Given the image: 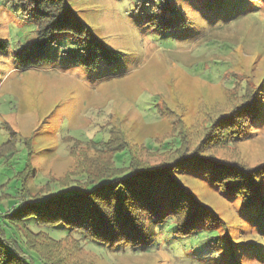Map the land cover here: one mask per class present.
Listing matches in <instances>:
<instances>
[{"label": "rangeland", "instance_id": "374dc122", "mask_svg": "<svg viewBox=\"0 0 264 264\" xmlns=\"http://www.w3.org/2000/svg\"><path fill=\"white\" fill-rule=\"evenodd\" d=\"M68 1L91 33L117 52L107 64L99 54L95 65L76 39L66 38L49 49L48 60L38 69L20 71L15 54L36 40L34 16L25 13L18 0H0V146L10 139V130L32 138L34 145V171L24 197L15 177L26 155L23 145L10 165L0 161V226L12 248L13 237L24 251L21 257L34 264L44 262L26 248L13 226L3 223L4 210L10 213V207H19L23 200L72 194L77 180H84L67 177L74 169L80 174L128 166L127 155L116 157L98 144L108 139L110 129L115 130L117 145L131 151L136 161L153 166L170 161L182 143L195 144L218 114L232 110L245 89L264 77L260 6L253 7L252 15L224 23L183 5L186 29L162 31L138 21L137 0ZM216 155L242 158L251 167L264 162V127L253 139L218 149ZM176 176L199 203L225 221L221 235H243L247 222L240 200L227 198L191 170ZM26 223L54 240L69 233L65 226H41L35 219ZM209 229L204 226L192 237L179 238L168 219L156 226L147 245L114 249L74 232V240L67 242L68 264L75 258L76 264L79 259L83 264H225L226 252L219 250L224 239L216 244ZM241 264L264 261L245 256Z\"/></svg>", "mask_w": 264, "mask_h": 264}, {"label": "trees", "instance_id": "16d2710c", "mask_svg": "<svg viewBox=\"0 0 264 264\" xmlns=\"http://www.w3.org/2000/svg\"><path fill=\"white\" fill-rule=\"evenodd\" d=\"M18 1L25 13H33L36 24V40L15 54L20 71L38 69L48 60L49 49L66 38L76 39L85 57L94 59L95 65L99 54L105 63L116 56V51L107 49L91 33L68 0ZM183 5L198 8L213 19L228 23L252 15L254 6L263 9L264 0H137L135 11L138 21L146 28L181 31L188 26ZM263 127L264 77L251 89H245L244 96L232 110L218 114L195 144L182 143L173 159L161 165L136 161L131 151L117 145L115 130L110 129L108 139L98 144H105L116 157L127 155L128 166L81 171L80 174H75L74 169L67 177L73 175L84 180H77L72 194L23 200L19 207H10L13 208L10 213L4 210L3 223L13 226L24 239L26 248L44 264L69 263L67 256L71 253L66 250L71 248L67 242L74 240V232L110 249L120 245L142 247L150 242L156 226L168 219L176 226L174 234L179 238L192 237L204 226L210 227V238L216 244L220 238L224 239L219 250L226 252L225 264H241L245 256L264 261V162L251 167L242 158L224 159L216 155L218 149L253 139ZM63 130L61 127L60 131ZM9 136L0 146V161L10 165L19 153V146L23 145L26 155L15 177L24 197L28 191L26 183L34 171L31 165L34 145L32 138L21 137L15 131L10 130ZM74 150L72 147V154ZM184 170L206 179L227 198L242 202L243 220L247 222L243 235L239 238L221 235L219 228H227L225 221L211 207L199 203L179 181L176 174ZM30 219L41 226H65L69 233L63 240H54L46 233L33 232L26 223ZM251 236L254 238L250 239ZM10 239L15 249L0 226V264H34L33 260L21 257L24 251L13 237ZM77 261L75 258L70 264ZM79 264H83L81 259Z\"/></svg>", "mask_w": 264, "mask_h": 264}]
</instances>
